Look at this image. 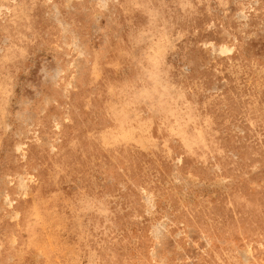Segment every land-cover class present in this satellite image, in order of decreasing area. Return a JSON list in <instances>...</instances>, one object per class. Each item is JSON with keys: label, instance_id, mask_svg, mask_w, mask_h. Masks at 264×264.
Listing matches in <instances>:
<instances>
[{"label": "rangeland", "instance_id": "rangeland-1", "mask_svg": "<svg viewBox=\"0 0 264 264\" xmlns=\"http://www.w3.org/2000/svg\"><path fill=\"white\" fill-rule=\"evenodd\" d=\"M0 264H264V0H0Z\"/></svg>", "mask_w": 264, "mask_h": 264}]
</instances>
